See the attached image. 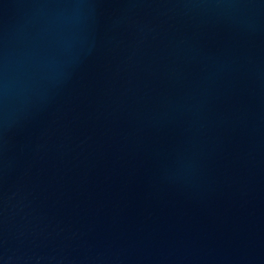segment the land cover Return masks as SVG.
Returning a JSON list of instances; mask_svg holds the SVG:
<instances>
[{
    "label": "water",
    "instance_id": "water-1",
    "mask_svg": "<svg viewBox=\"0 0 264 264\" xmlns=\"http://www.w3.org/2000/svg\"><path fill=\"white\" fill-rule=\"evenodd\" d=\"M0 264H264V0H0Z\"/></svg>",
    "mask_w": 264,
    "mask_h": 264
}]
</instances>
